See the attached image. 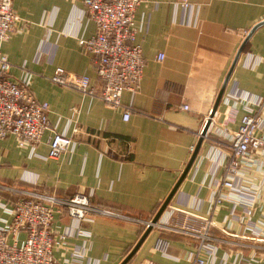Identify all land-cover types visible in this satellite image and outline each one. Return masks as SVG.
<instances>
[{"label": "crops", "instance_id": "obj_1", "mask_svg": "<svg viewBox=\"0 0 264 264\" xmlns=\"http://www.w3.org/2000/svg\"><path fill=\"white\" fill-rule=\"evenodd\" d=\"M83 1L13 0L19 21L1 45L12 65L10 77L21 78L22 66L33 74L31 91L38 102L48 104L50 128L72 135L77 146L70 159L48 160L50 133L43 135L35 152L7 137L0 141V184L28 188L22 179L33 178L37 190L63 198L93 192L96 205L152 220L186 168L241 47L188 170L126 264H189L198 240L161 227L172 228L191 217L212 224L207 243L212 250L205 264H264V172L258 170L263 159L256 154L257 166L235 180L233 190H221L219 206L209 205L225 151L217 134L228 109L236 111L233 123L225 126L233 132L246 109H254L246 103L264 99V0H187L191 8L185 10L173 0H145L135 12V40L143 59L139 90L134 97L124 92L120 109L49 81L62 68L88 76L98 87L79 44L95 32L94 24L82 17ZM126 109L130 112L124 121ZM14 201L13 194L0 191V223L10 220L5 209ZM242 202L252 206V216L245 220L251 232L236 219ZM68 225L65 218L52 225L57 243L53 264L70 259L71 250L58 244ZM84 227L89 239L70 240L84 254L83 264H121L146 230L139 223L102 218ZM159 241L164 250L158 249Z\"/></svg>", "mask_w": 264, "mask_h": 264}, {"label": "built area", "instance_id": "obj_2", "mask_svg": "<svg viewBox=\"0 0 264 264\" xmlns=\"http://www.w3.org/2000/svg\"><path fill=\"white\" fill-rule=\"evenodd\" d=\"M144 2L145 0H84L82 17L94 24L95 32L88 39L80 38L79 44L90 59L98 78V87L91 85L88 76H74L62 68H56L49 81L55 86L96 98L109 108L120 109L122 94L128 92L134 97L139 90L143 59L141 47L135 40V12ZM173 5L183 10L191 8L187 0H173ZM18 21L13 10V0H0V141L12 136L19 147L28 146L35 152L43 135L50 133L46 159H70L77 141L72 135L59 134L50 128L48 104L38 102L31 91L33 74L22 66L21 78L10 77L12 65L1 52V45L15 32ZM162 58L159 55L156 60L160 61ZM246 104H252L254 109H246L239 118L235 131L231 132L225 127L235 120L236 111L231 107L221 131L216 133L223 138L225 151L221 155L220 174L214 181V192L210 198L209 205L212 208L219 206L224 200L220 195L221 190H233L234 181L247 175L249 168L259 163L258 170L264 172V99L259 98ZM182 110H186L185 105ZM129 112L130 109L124 111V121L128 120ZM213 115L210 112L206 119L210 121L209 126ZM76 132L77 130H73V134ZM256 154L263 159L257 164L253 160ZM22 182L28 188L0 184V191L15 196L12 207L5 209L10 220L0 223V264H53V249L57 243L52 225L62 218L67 219L69 225L59 235L58 244L71 250L67 264H83L84 254L70 240L89 239L91 233L84 226L94 223L96 219L135 222L144 229L155 225L151 220L141 221L96 205L92 202L93 192L63 198L37 190L36 179L23 178ZM240 206L241 211L236 219L251 232L250 224L245 221L252 216L251 203L242 202ZM191 218L189 221L179 220L172 228H161L196 238L198 246L195 253L190 255L189 264H205L212 250L207 244L212 224L206 219ZM21 235L24 238L21 239ZM164 246L163 242H158V249L164 250Z\"/></svg>", "mask_w": 264, "mask_h": 264}, {"label": "water", "instance_id": "obj_3", "mask_svg": "<svg viewBox=\"0 0 264 264\" xmlns=\"http://www.w3.org/2000/svg\"><path fill=\"white\" fill-rule=\"evenodd\" d=\"M263 23H264V22H263ZM258 26H260V24H258L257 26H254V27L250 30L249 34L245 37L243 43H245V41L250 37L251 33H252V32H253ZM240 53H241V47H240V48L238 49V51L236 52V55H235V57H234V59H233V62H232V64H231V67H230V69H229V72H228V74H227V76H226V78H225V80H224V82H223V84H222V86H221V89H220V91H219V93H218V96H217V99H216V102H215V106H214L213 109L211 110V114L214 113V110H215V107H216V105H217V103H218V100L220 99V96L222 95V92H223V90H224V88H225V85H226L227 79H228V77H229V74H230V72H231V69H232V67L234 66V64L236 63V60H237V58H238V56H239ZM209 123H210L209 120H206V122L204 123V126H203V128H202V130H201V133H200V135H199L198 142H197V144H196V146H195V148H194V150H193L192 156H191V158H190V160H189V162H188L186 168H185L184 171L182 172V174H181V176H180V179H179V181L177 182V184L174 186V188L172 189V191L170 192V194L167 196V198L164 200V202H163L162 205L160 206V208H159V210L157 211V213H156V214L154 215V217L152 218V220H151V223H152V224L156 223L157 218H158L159 215L162 213V211L165 209V207L168 205V202L170 201L171 197L173 196V194H174V192H175V190H176V188H177L178 183H179L180 180L184 177L186 171L188 170V168H189V166H190V164H191V162H192V160H193V158H194V156H195V154H196V152H197V149H198V147H199V145H200V142H201L202 138L204 137V135H205V133H206L208 127H209ZM149 230H150V228H147V229L145 230V232L143 233V235H142V237H141V240L137 243V245H136V247L133 249L132 253H131V254H130V255H129V256H128V257H127L122 263H121V264H126V263H127V261L131 258V256L133 255V253L136 251V249L140 246L141 241L144 239V237H145L146 234L149 232Z\"/></svg>", "mask_w": 264, "mask_h": 264}]
</instances>
